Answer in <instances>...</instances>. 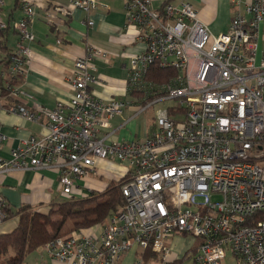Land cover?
Segmentation results:
<instances>
[{
    "label": "built area",
    "instance_id": "2783aa9c",
    "mask_svg": "<svg viewBox=\"0 0 264 264\" xmlns=\"http://www.w3.org/2000/svg\"><path fill=\"white\" fill-rule=\"evenodd\" d=\"M230 1L235 12L229 29L214 35L189 1L162 0L156 8L155 0H126L128 25L144 45L130 57L128 85L147 103L137 115L167 100L178 106L159 109L154 130L143 139L108 141L109 135H102L130 103L104 101L91 91L98 80L94 60L108 55L98 47L89 46L87 55L75 60L67 77L75 94L68 104L55 109L35 104V111L15 107L27 120L44 116L49 132L26 139L9 160L0 158V176L56 170L63 194L75 198L77 180L97 174L98 160L129 167L121 187L124 203L99 231L45 245L52 260L118 264L136 252L133 264L170 263L168 241L184 234L200 241L197 264H264V0ZM99 2L70 0L87 14ZM3 6L0 0V37L11 29L18 42L0 76V103L6 91L31 99L20 86L4 88L1 82L29 72L36 7L25 2L23 17L6 22ZM155 66L178 72L163 91L148 81ZM4 138L0 128V144ZM8 207L0 195V225L8 220Z\"/></svg>",
    "mask_w": 264,
    "mask_h": 264
},
{
    "label": "crops",
    "instance_id": "0c3cea01",
    "mask_svg": "<svg viewBox=\"0 0 264 264\" xmlns=\"http://www.w3.org/2000/svg\"><path fill=\"white\" fill-rule=\"evenodd\" d=\"M169 1L177 3L182 0ZM185 1L196 7L199 20L214 35L228 31L235 12L230 0ZM25 2L34 3L37 11L32 27L35 39L30 44L29 72L23 78L4 77L1 84L4 88L7 85L20 86L32 98H14L9 96L7 91L3 94L0 103V128L5 138L0 144V158L9 160L12 151L22 146L26 139L39 138L49 132V123L44 116L27 120L15 107L23 105L35 111V104L48 109H55L60 103L68 104L75 91L67 77L72 74L75 60L87 55L89 46L98 47L108 53L104 59L94 60L98 80L90 86L91 91L104 101L125 99L130 103L121 115L110 121V127L103 131L102 135H109L108 141L143 139L149 136L156 123H136L140 116L137 113L143 105V100L136 97L142 93L133 91L128 85L130 57L142 51L144 45L135 41L136 31L128 25L126 0H100L98 7L90 14L71 7L70 0H4L1 16L5 10L6 14L2 18L6 22L20 20L23 17L22 5ZM103 4L109 9H105ZM161 5L162 0H155L156 8ZM59 7L65 8L67 12L59 11ZM90 21L93 22L92 26L89 25ZM1 41L2 47H7V50H0V61H5V64H0L2 77L4 67L8 65V57L4 51L12 54L16 50L18 36L8 29L4 37H0V44ZM97 168V174L86 180H77L76 185L80 191L75 190V199L105 189L111 182L124 177L129 169L124 163L107 160H98ZM0 195L8 202L12 213L22 207L45 212L52 205L70 199L63 194L56 170H16L1 175ZM17 223L16 218H8L1 224L0 233L12 232ZM103 224L84 232L99 231ZM178 236L187 235L176 234L171 239L176 242ZM193 243L195 244L183 256L178 255L175 247L169 245L172 255L171 262L167 264H182L191 252L197 253L200 241L194 238ZM135 257L136 252H130L118 264H133ZM40 264L58 263L42 251Z\"/></svg>",
    "mask_w": 264,
    "mask_h": 264
},
{
    "label": "trees",
    "instance_id": "16d2710c",
    "mask_svg": "<svg viewBox=\"0 0 264 264\" xmlns=\"http://www.w3.org/2000/svg\"><path fill=\"white\" fill-rule=\"evenodd\" d=\"M6 31L1 33V37H4ZM3 41L0 50H7L6 46L2 47ZM4 54L8 59L11 57L8 51H4ZM1 63L5 64V61H0ZM177 75L175 69L155 66L151 69L149 77L153 80L156 89L163 91L162 87L170 84ZM167 107L172 110L178 108L174 104ZM128 178L129 176L125 175L88 197L70 198L54 204L45 212L22 207L12 213L11 208L8 207L6 209L8 218L17 216L18 223L12 232L0 233V264H26L28 255L40 250L49 242L57 238H70L80 231H89L103 224L116 211L117 206L124 203L121 187Z\"/></svg>",
    "mask_w": 264,
    "mask_h": 264
},
{
    "label": "rangeland",
    "instance_id": "374dc122",
    "mask_svg": "<svg viewBox=\"0 0 264 264\" xmlns=\"http://www.w3.org/2000/svg\"><path fill=\"white\" fill-rule=\"evenodd\" d=\"M5 14H6V10H5V13L3 15H5ZM262 49H263V46H262V43H261L260 48H259V55H258V61L259 62L261 61ZM148 81H150V82L152 81L151 77L148 78ZM139 97L143 100V105L147 104L146 103V99L144 98L143 95H140V96H138L136 98L140 99ZM172 104H173V101L167 100V101H163V102H160L158 104L153 105L151 109H149L148 111L140 114V116L138 117L136 123H148V122L155 123V117H156L157 111L159 109L165 108V107H167L169 105H172ZM14 218H16V220L18 221V217L17 216H14ZM13 222L15 223V221H13ZM1 231L2 230H1V225H0V232ZM193 240H194V238L191 237V236H178V240L176 242H174L172 239H170L168 241V243H169V245L171 247H175L176 252H178V255L183 256L186 253V251L191 246H193L196 243V242L193 243ZM42 248H44V247H42ZM42 251L43 250H39V251H36V252L28 255L26 257V260H25L26 264H40L41 252ZM45 257L47 259V256H45ZM196 257H197V253H195V252L192 253L191 252L190 255H187V257L185 258V260L183 261L182 264H197L196 261H195ZM150 264H161V262L155 260V261H153ZM164 264H167V263H164Z\"/></svg>",
    "mask_w": 264,
    "mask_h": 264
}]
</instances>
